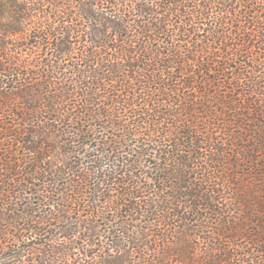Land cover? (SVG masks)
Segmentation results:
<instances>
[{"label": "trees", "instance_id": "obj_1", "mask_svg": "<svg viewBox=\"0 0 264 264\" xmlns=\"http://www.w3.org/2000/svg\"><path fill=\"white\" fill-rule=\"evenodd\" d=\"M0 100V264H264V0H0Z\"/></svg>", "mask_w": 264, "mask_h": 264}, {"label": "rangeland", "instance_id": "obj_2", "mask_svg": "<svg viewBox=\"0 0 264 264\" xmlns=\"http://www.w3.org/2000/svg\"><path fill=\"white\" fill-rule=\"evenodd\" d=\"M5 103L6 102L0 100V107H3ZM0 121L8 123L11 127L14 126V125H16V123L14 122V120L12 118L8 117V116H4V117L2 116V117H0ZM0 146H1L0 148H2L3 146H5L7 148V142H4L3 139H0Z\"/></svg>", "mask_w": 264, "mask_h": 264}]
</instances>
